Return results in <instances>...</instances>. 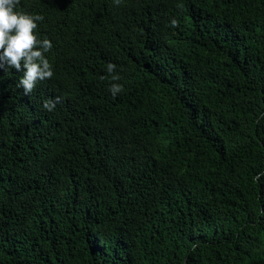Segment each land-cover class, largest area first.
Returning a JSON list of instances; mask_svg holds the SVG:
<instances>
[{"label": "trees", "instance_id": "1", "mask_svg": "<svg viewBox=\"0 0 264 264\" xmlns=\"http://www.w3.org/2000/svg\"><path fill=\"white\" fill-rule=\"evenodd\" d=\"M16 11L54 76L0 69V264H264V0Z\"/></svg>", "mask_w": 264, "mask_h": 264}, {"label": "clouds", "instance_id": "2", "mask_svg": "<svg viewBox=\"0 0 264 264\" xmlns=\"http://www.w3.org/2000/svg\"><path fill=\"white\" fill-rule=\"evenodd\" d=\"M118 6L121 0H114ZM20 0H0V69H15L23 73L18 87H23L24 94L33 93L38 83L54 76L53 66L46 57L53 44L49 39H39L35 34L38 23L44 20L41 15H30L16 11ZM171 27H177L178 21L171 20ZM116 65L109 63L107 72L113 81H119L120 75L115 73ZM109 91L115 97L123 91V86L112 83ZM59 97L55 101H45L43 108L53 111Z\"/></svg>", "mask_w": 264, "mask_h": 264}]
</instances>
